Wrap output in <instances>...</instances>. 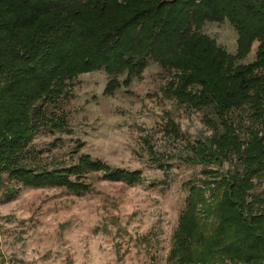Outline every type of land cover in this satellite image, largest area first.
<instances>
[{"label":"trees","instance_id":"obj_1","mask_svg":"<svg viewBox=\"0 0 264 264\" xmlns=\"http://www.w3.org/2000/svg\"><path fill=\"white\" fill-rule=\"evenodd\" d=\"M223 21L235 31L233 53L201 31ZM148 59L171 73L163 92L176 106L203 112L210 133L190 146L193 163L232 168L183 183L165 264H264V194L253 192L264 179V0H0V198L39 187L80 195L87 172L138 182L137 169L86 153L47 161L30 142L41 128H66L47 107L78 75L102 69L110 95ZM165 125L179 137L172 120Z\"/></svg>","mask_w":264,"mask_h":264},{"label":"rangeland","instance_id":"obj_2","mask_svg":"<svg viewBox=\"0 0 264 264\" xmlns=\"http://www.w3.org/2000/svg\"><path fill=\"white\" fill-rule=\"evenodd\" d=\"M201 31L233 53L235 31L227 21L204 22ZM255 45L241 62L252 60ZM170 76L148 59L129 85L103 95L107 76L98 69L78 75L68 93L47 107L64 115L66 128L37 130L30 146L43 159L86 153L113 167L137 169L140 180L126 184L87 172L81 179L90 190L80 195L39 187L23 188L11 200L0 198V264H165L184 206L183 183L201 178L203 169H232L227 162L193 163L190 146L210 129L202 111L176 106L163 92ZM167 119L179 137L171 135ZM6 183L0 174V188ZM253 192L264 194V179Z\"/></svg>","mask_w":264,"mask_h":264}]
</instances>
